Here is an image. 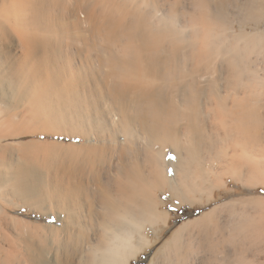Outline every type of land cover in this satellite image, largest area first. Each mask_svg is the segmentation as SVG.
<instances>
[{
	"label": "bare ground",
	"instance_id": "obj_1",
	"mask_svg": "<svg viewBox=\"0 0 264 264\" xmlns=\"http://www.w3.org/2000/svg\"><path fill=\"white\" fill-rule=\"evenodd\" d=\"M260 20L264 0H0V264H264ZM221 197L162 235L169 201Z\"/></svg>",
	"mask_w": 264,
	"mask_h": 264
},
{
	"label": "rangeland",
	"instance_id": "obj_2",
	"mask_svg": "<svg viewBox=\"0 0 264 264\" xmlns=\"http://www.w3.org/2000/svg\"><path fill=\"white\" fill-rule=\"evenodd\" d=\"M259 27L260 29H264V20H260L259 22ZM249 30V29H248ZM261 189V188H260ZM223 197L218 198L216 201H212L210 204H207L204 207H198V206H189L187 204H183L180 206H176L174 207L172 204H175L174 202L176 200H171L169 201L165 206L166 209H168L170 211V217L168 219V226L165 227L164 231H163V236L167 237V235L181 222L191 219L197 215H199L201 212L203 211H207L210 207L219 204L222 201L227 200V197ZM219 200V201H218ZM172 203V204H171ZM210 206V207H209ZM164 208V207H163ZM164 208V209H165ZM175 208V209H174ZM152 235H148V237L151 238ZM160 242H158L157 244H159ZM156 246V245H155ZM155 246H150L145 248L142 252L139 253L138 257L135 259H132L130 262L131 264H147L149 262V258L150 256L153 254L154 250H155ZM150 249V250H149ZM146 254H145V253ZM144 253V254H143ZM142 256V257H140ZM144 257V258H143Z\"/></svg>",
	"mask_w": 264,
	"mask_h": 264
}]
</instances>
